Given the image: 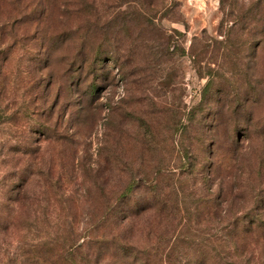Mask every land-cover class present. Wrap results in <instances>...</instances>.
<instances>
[{
	"label": "trees",
	"instance_id": "trees-1",
	"mask_svg": "<svg viewBox=\"0 0 264 264\" xmlns=\"http://www.w3.org/2000/svg\"><path fill=\"white\" fill-rule=\"evenodd\" d=\"M58 1L37 0L35 6L29 1L23 21L25 31L21 35L13 27L18 19L11 22L4 11L0 18V134H3L0 139V166L3 167L0 171V264H264V195L260 189L253 193L257 187H264L261 181L264 155L260 152L264 146L255 143V148L250 145L246 152L240 142L242 136L253 138L248 125L252 117L242 126L234 115L231 126L234 138L228 143V157L240 175H248L244 182L246 190H251L252 197L262 202L253 200L254 205L245 209H238L232 203L240 192L215 194L207 189L213 173L222 165L210 161L206 166L204 162L205 154L212 158L215 149H221L218 138L224 112L213 110L214 105L222 103L221 95L216 89V96L207 92L218 78L215 71H208L211 77L204 87L205 93L203 90L196 111L189 112L188 122L182 123L176 117L168 129L166 139L170 143L172 163L165 168L163 161L154 163L150 159L153 150L158 153L161 150L160 142L156 145L152 139L151 128L145 129L147 134L144 131L141 140L135 143L142 153L140 150L130 153L129 136L121 120L126 117L125 113H134L130 107L132 98L123 100L128 109L122 107L121 98L119 102L109 97L100 101L102 88L111 84L103 79L108 69L100 68L97 75L100 81L96 76L91 77L92 68L97 65L90 60L84 43L76 46L75 30L58 26L59 16L62 17L61 13H54ZM117 1L120 5L135 3L129 8L135 12L133 17L139 32L132 38V47L140 42L144 63L156 68L167 56L172 58L176 50H182L183 54L178 44V37L183 33L172 30V36L154 21L156 14L160 19L172 10V1L152 0L151 16L147 15L146 0ZM247 1L245 7L238 0H219L223 10L220 25L227 24L224 43L230 49L234 44L230 36L235 31L245 29L250 34H264V0ZM4 2L7 4L6 1L0 4ZM72 3L76 5L75 0H63L61 5L67 8ZM159 4L162 5L158 7ZM150 41L156 49L153 55L147 53ZM195 42L202 43L201 49L208 45L193 37L191 49ZM260 42L264 43V37ZM19 45L25 69L22 70L24 80L18 82L12 77L21 70L18 67L13 74L12 64L18 57L14 51ZM63 47L67 51L58 54ZM132 47L129 46L128 55ZM198 52V49L190 52V57L197 70H201ZM54 63L60 64L56 70ZM119 66L122 70L124 62ZM137 71L140 73L142 69ZM122 77L127 76L123 73ZM56 80L55 93H51ZM20 87L22 91L17 96L15 92ZM7 96L11 99L7 100ZM154 99L146 96L145 105H152ZM72 105L77 108L72 127L69 121L65 122V117L61 119V114L57 121H52L57 108L67 110ZM104 109L108 113L102 121L103 131L93 154L83 139L88 134L90 117ZM178 114L175 111L174 115ZM143 115L149 116V113L143 112ZM42 140L48 143L42 146ZM79 151L84 152L82 159ZM115 173L121 174V182L108 185ZM182 176L195 178L190 185L191 197H196L193 212L180 204L185 198L181 187L187 184ZM78 178L88 184L87 194L81 195L83 198L66 192ZM255 180L258 181L253 187ZM30 185L37 187L36 192ZM80 199L89 205L81 206L78 216H82L83 224L77 234L74 224L78 212L72 203ZM197 218L213 223L214 233L198 226ZM201 231L204 238L197 243L195 233ZM10 238L15 243L9 249Z\"/></svg>",
	"mask_w": 264,
	"mask_h": 264
},
{
	"label": "rangeland",
	"instance_id": "rangeland-1",
	"mask_svg": "<svg viewBox=\"0 0 264 264\" xmlns=\"http://www.w3.org/2000/svg\"><path fill=\"white\" fill-rule=\"evenodd\" d=\"M1 1H6L7 4L5 2L0 4V18L3 16L2 12L4 11L10 17L11 22L13 19H18V23L14 24L13 27L21 35L25 31V23L23 21L28 9L26 8V4L29 1H33L31 6H35L37 0ZM164 1L167 3L172 1L174 3L173 8L164 18L159 19V14H156L154 21L166 33L172 36L174 34L172 30L183 33L182 37H178V44L181 49L183 48L184 52L182 54V50H176L172 58L170 55L167 56L156 68L151 63H144L145 60L143 61L142 58L143 50L140 49L139 41L135 48L132 47V38L136 37L139 32V28L136 27V19L133 17L136 16L135 12H131L133 10L129 8V5L134 6L135 3L130 2L120 5V1L117 0H75L76 5L72 3L69 7L65 8L61 5L63 0H59L54 13L62 14V17L59 16L58 22L60 29L61 25H64L62 28H72V30H75L78 37L74 38L76 46L79 47L84 43L90 60L97 65L95 69L92 68L94 73H91V77L95 79L96 76L97 78L98 73L101 72V67L108 69L105 73L107 77L103 79H106L111 84L102 88L100 101H104L109 97L113 102H119L121 98L122 107L128 109V104L123 100L127 101L130 100L129 97L132 98V102L130 103L132 106L130 107L134 110V113L131 115L125 113L126 117L124 120H121L122 127L126 129V134L129 136L127 141L129 143L128 146L131 147L130 153H136L140 150L138 144L136 146L135 143L141 140L145 132L147 134L145 129L150 130L151 128L152 139L156 145L160 142L161 150H159V153L157 150H151L150 159L154 163L163 161V167L165 168L173 161L170 143L166 139L168 129L173 125L174 118L176 117L182 120V123L188 122L189 112L199 106L204 87L207 80L211 77L208 71H215L218 78H214L216 83L214 87L212 86L213 88L210 89V92H207L216 96L214 91L218 90L220 92L219 95H221L222 103L213 107L215 111L224 112V122L222 127H220V136L218 138V145L221 149H215L212 158L206 157L205 154L204 162L206 166L210 161L221 162L222 165L216 173H213L211 182L207 184V189H210L215 194L221 191L224 194L226 192H240L232 200V203L235 204L234 207L238 209L253 206L254 201L260 204L262 202L257 200L256 196L252 197L251 190H246L245 188L244 182L247 181L248 175H240L238 168L233 165L234 162L228 157L230 155L228 143L234 138L231 126L235 115L237 121H240L242 126L246 125V119L249 120L252 117L248 125L253 132L251 134L253 138L240 137L243 151L247 152L250 145L255 148V143H262L264 146V136H262V132L264 131L262 128L264 126V43L260 42L264 34L262 35L259 32L250 34L245 29L235 31L230 36L231 41L234 43L233 48L230 49L227 47V43H224V39L227 38V24L220 25L223 18V10L219 0ZM238 1L245 7L248 4L247 0ZM153 5L152 0H146L147 15L151 16L153 14ZM161 5L159 4L158 7ZM225 9L227 8L224 5ZM21 19L22 22L20 21ZM259 31H261V28ZM149 34V38L152 39V33L149 32ZM193 37L200 39L201 42H207L208 45L204 49H201L202 43L195 42L194 47L191 49ZM130 45L132 50L131 54L128 55ZM147 45L149 46L147 53L153 55L156 52V49L152 47L153 43L150 41ZM21 47L19 45L18 50L14 51V55L18 57H15L12 64L13 74L18 67L21 70L19 75L17 74L12 77L18 82L21 79L24 80L22 70L25 69L24 56L20 57L23 53ZM63 48L58 51V54H64L67 51L65 47ZM195 49L200 51L198 52V65L202 71L197 70V65L191 61L190 52H193ZM19 58L21 59L18 60ZM121 62H124L122 70L119 66ZM52 65L50 69H52ZM59 67L60 64L56 65L54 63L55 70ZM135 69H142V71L140 73L138 71L135 72ZM123 73L127 76L126 78L122 77ZM100 78L98 77V81H100ZM55 84H57V80L52 85L51 93H55ZM21 91L22 88L20 87L15 92L16 95L18 96V93ZM146 96L155 98L154 103L148 107L144 103ZM6 99L10 100L11 96H7ZM231 99H234V101H231ZM1 110L2 108H0ZM76 111L77 108L74 105L70 106L67 110L64 107L63 109L57 108L54 111L52 121H57L58 115L61 114V119L64 120L65 117V122L69 121V127H72L76 120ZM175 111L180 113L181 116L180 114L174 115ZM143 112H148L149 116H144ZM106 113H108L107 109H104L90 117L91 124L88 126V134L83 139L88 144L89 151L93 152V154L103 131L102 121ZM110 115L111 111L108 116ZM65 122L63 123L64 125H66ZM69 129L70 131L72 130V128ZM2 135L0 134V139L3 137ZM47 143L44 140L41 142L42 146H45ZM79 149H83V147L80 146ZM260 152L264 155V147L260 149ZM139 153L141 154L142 151L140 150ZM78 156L82 159L84 152L79 151ZM2 168L0 166V171ZM120 176V173H115V176L112 177L108 185L113 186L118 183V180L121 182ZM185 178L187 184H182L183 186L181 187L185 191V195H182L185 198L180 204L182 207H189L193 212L196 197H191L192 187L190 185L195 178L182 176L181 179L185 180ZM256 181L258 180L254 181L253 187ZM261 181L264 183V177H261ZM87 185V182H83L82 179L78 178L73 180L66 192H71L73 197L83 198L81 195L87 194L85 191ZM30 187L35 188L36 192L37 187L35 185H30ZM262 188L264 189L262 186L257 187L253 193L260 189L261 194L264 195ZM242 191H245V193ZM225 199L228 201L229 196ZM226 201H222L224 207L227 206ZM73 203L72 206H75V210L78 212L74 225L77 228L76 233L79 234L80 226H82L83 222L82 216H78V214L80 213L81 206L86 208L89 202L80 199ZM197 220L200 221L198 226L202 225L204 229H208L214 233L215 225L213 223H205L201 218H197ZM198 229H202V227H198ZM195 234L197 235H195L196 242L200 243L202 240L199 239L204 238L203 232ZM204 234L206 235V233ZM9 243V249L13 248L15 242L11 238L9 239Z\"/></svg>",
	"mask_w": 264,
	"mask_h": 264
}]
</instances>
